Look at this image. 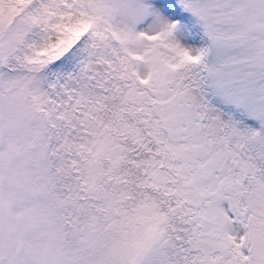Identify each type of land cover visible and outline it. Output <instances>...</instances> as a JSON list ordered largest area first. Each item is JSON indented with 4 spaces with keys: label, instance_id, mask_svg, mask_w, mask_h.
<instances>
[{
    "label": "snow or ice",
    "instance_id": "6c2138e0",
    "mask_svg": "<svg viewBox=\"0 0 264 264\" xmlns=\"http://www.w3.org/2000/svg\"><path fill=\"white\" fill-rule=\"evenodd\" d=\"M0 264H264V0H0Z\"/></svg>",
    "mask_w": 264,
    "mask_h": 264
}]
</instances>
